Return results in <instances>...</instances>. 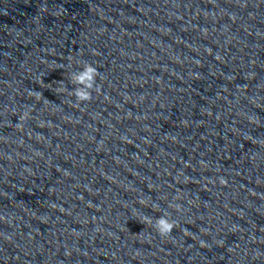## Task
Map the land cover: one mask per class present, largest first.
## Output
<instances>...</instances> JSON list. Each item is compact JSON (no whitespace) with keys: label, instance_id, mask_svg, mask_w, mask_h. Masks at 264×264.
Listing matches in <instances>:
<instances>
[{"label":"clouds","instance_id":"1","mask_svg":"<svg viewBox=\"0 0 264 264\" xmlns=\"http://www.w3.org/2000/svg\"><path fill=\"white\" fill-rule=\"evenodd\" d=\"M99 75V72L96 67L92 64L84 63L74 76L73 81L75 84L80 85L72 91V95L76 97V100L80 103L90 101L92 99L91 90L94 89L96 84V79ZM59 91V90H58ZM95 91L99 92L100 89L95 87ZM29 118V111H25L21 116L20 120L25 121ZM221 183H224V180H220ZM140 204L147 206L148 202L146 200H140ZM173 207V205H169ZM177 210L181 208L179 204H175ZM141 223L147 224L148 226L153 227L156 232L161 237H168L173 229L176 227V222L171 220L168 214H164L157 218L155 222L150 217H143Z\"/></svg>","mask_w":264,"mask_h":264}]
</instances>
